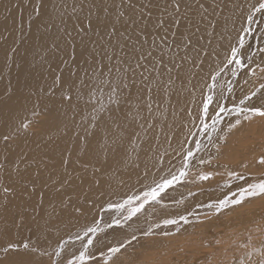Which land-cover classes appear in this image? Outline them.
Instances as JSON below:
<instances>
[{"label": "bare ground", "instance_id": "6f19581e", "mask_svg": "<svg viewBox=\"0 0 264 264\" xmlns=\"http://www.w3.org/2000/svg\"><path fill=\"white\" fill-rule=\"evenodd\" d=\"M92 2L0 0V44L4 48L9 45L7 50L0 48V210L3 209L0 212V243L5 242L0 244V249L15 243L20 245L19 252L24 253L22 246L26 243L29 245L26 258L32 264H67V260L78 254L80 249L79 241L73 243L75 235L82 233L85 226L97 222L105 228L98 234L97 238L102 243L97 248L109 246L113 241H117L116 245L123 242L127 247L121 250V257L117 258V255V260L113 261H107L94 248L92 251L96 253V259L91 264H132L138 257L143 261L139 264H258L264 252V196L254 197L223 213L216 214L214 211L220 200L232 197L234 192L239 195L240 188L232 187V180L229 181L234 170L241 169L247 175H253L249 180L264 171V164H242L245 151L239 147L231 151L224 143L226 130L235 123L227 120L237 117L234 109L247 104L259 106L264 102L261 99L264 96V88H261L264 85V54L261 60L256 58L258 51L264 48V41L259 39L264 35V27L257 29L251 44L247 42L251 59L245 60V67L236 69L235 64L233 68L225 66L231 48L237 46L238 36H245L247 41L251 37L241 29L249 26L247 17L254 13L253 5L258 6L257 0H201L206 11L193 0H186L179 14L181 25H165L159 29L155 27L157 17H169L164 12L165 0H154L159 6L152 9V23L147 28L150 35L142 47L137 45L141 52L150 50L153 53L149 57L151 63L142 61L147 65L148 72L145 74L149 75L153 91L140 92V77L137 76V88L122 99L119 116L126 129L122 142H119L120 138L111 126L107 133L103 131V122L99 130L89 126L92 115L101 114L94 112L88 103L89 86L97 82L91 79L94 67L91 41L98 40V37L80 34L81 21L90 11L94 14L93 18L96 14L102 15V7H106L109 20L115 23L122 8L121 0H105L103 6H100V0H96L98 7L95 8L90 7ZM145 2L139 0L137 8ZM36 6H42L39 15L34 11ZM168 12L172 9L168 8ZM125 15H128L127 10ZM254 16L257 18L258 14L254 13ZM259 20L264 23V18ZM189 21H192L191 25ZM254 26L251 25L252 29ZM197 27L199 32L195 31ZM189 33H195L191 38L199 55L196 51H186L177 46L182 35ZM120 39L127 43L130 53L131 42L123 41V37ZM144 39L142 36L141 40ZM106 51L113 56L111 63H116L118 48L113 45ZM185 55L188 59L182 60ZM124 59L132 63L131 55ZM96 60L109 64L103 56L97 55ZM170 60L182 66L173 68L169 74L166 67H172ZM154 63L160 75L152 71ZM122 67L126 68V64ZM233 70L237 71V75H232ZM169 76L174 77L177 84L173 79L169 82ZM214 76L222 90L210 87ZM233 77L234 80H231ZM228 87L231 90L227 91ZM253 91L257 95L246 104H240V100ZM209 94L229 111L220 113L215 130L212 128L203 140H199L198 136L204 129L201 123L204 119L202 105ZM67 96L71 99H66ZM102 102L108 104L106 98ZM148 103L152 104L151 111L146 107ZM212 108H216L217 112L219 109L215 103L209 109V116L215 118ZM239 119L245 130L253 133L259 148L264 149V117L253 116L244 120L241 113ZM205 122L212 124V119ZM23 123H30L29 128H23ZM255 127H259L258 133H254ZM93 131L95 135H89ZM217 133L219 136L216 138ZM5 136L9 139L5 140ZM197 143L201 146L199 151H196ZM209 145L215 146L210 150ZM189 149L195 153L192 159H196L187 164V177L163 194L161 204H145L143 210L122 229L105 227L122 215L115 208L109 209L110 203H123L128 197L146 191L170 172L178 173L184 164L180 156H186ZM39 159H44L40 165V161L32 162ZM76 160L78 164L94 168L95 172L91 169L93 174L87 171L88 174L80 176L72 189L67 180L59 191L58 188L48 187L50 182L42 183L49 176L42 174L51 171L52 165L74 164ZM29 164H37L39 171ZM34 169L39 173L31 172ZM211 171L213 175L210 179H199L202 174ZM38 185H42L41 189ZM5 187L10 189L8 193L3 191ZM39 190L47 196L43 197ZM195 193L202 194L195 196ZM88 196L95 198L94 206L85 205L86 210L80 220L57 222L58 213L49 214L53 219L42 213L41 207L46 200L49 203L45 205L50 207L60 203L57 198L63 202L80 203ZM71 197L76 200H69ZM31 205L39 207L31 210ZM205 205H212L211 212L204 208ZM181 215H190L193 220L187 225L183 221L169 227L163 224V220L179 219ZM54 219L57 221L54 222ZM214 221H219V224L214 226ZM157 224L162 228L156 227ZM180 230L183 231L176 233ZM149 231L153 234L146 236L144 233ZM165 232L169 234L165 235ZM127 235L130 240L133 235L137 237L132 241L136 246L128 245ZM64 241L68 243L57 258L55 252ZM33 248L35 252L30 251ZM104 251L107 252L106 247ZM19 258L13 250L9 253L0 250V264Z\"/></svg>", "mask_w": 264, "mask_h": 264}, {"label": "snow or ice", "instance_id": "6c2138e0", "mask_svg": "<svg viewBox=\"0 0 264 264\" xmlns=\"http://www.w3.org/2000/svg\"><path fill=\"white\" fill-rule=\"evenodd\" d=\"M105 0H100V6H103ZM194 3L199 4L200 9H204V4L201 0H193ZM139 0H121L122 8L117 14V20L115 23L111 22L108 18V9L106 7H102L103 14H96L95 18H93V13L90 11L88 15L84 17L81 21V27L79 29V33L83 36H97L98 40L91 41L93 45V63L94 67L92 69L93 76L91 79L96 80L97 82L93 85L89 86V94H88V103L93 108L94 112H98L101 114L92 115L91 121L89 122V126L93 130H99V125L101 122L105 124V128L103 131L107 133L109 131V126H111L112 130L116 132V135L120 138L119 142L123 141V133L126 131L124 129L122 122L120 120L119 111H121V102L123 98H126L131 95L132 89L137 88V79L139 76V91L144 92L145 90L148 93H152L153 88L151 86V82L149 81V75L145 73L148 72L147 65L142 63V61L148 60L149 57H152V51L141 52L140 47L143 46V43L147 42V36L150 33L147 32V28L152 23L151 15L153 7H158L154 3V0H146L145 3L140 4L139 8H137V4ZM186 0H165V9L164 12L167 13L169 19H163L161 17H157L155 27L156 28H164L165 25L176 26L179 27L182 23L180 18V12L182 7H184ZM258 6L253 5L254 13H260L264 15V0H257ZM42 6H36L34 11L37 15L40 14ZM90 7H98L96 4V0H93ZM168 8L172 9V12H168ZM147 9V12H145ZM125 10H127L128 15H125ZM206 11V9H204ZM253 14H249L247 17L248 27L242 28L241 31L247 33L248 35H252L255 31L252 29L251 25L256 23L255 17ZM189 24H192V21H189ZM119 25V26H118ZM215 27V25H211ZM123 29V30H121ZM196 32H199L200 29L197 27L195 29ZM127 33V35H126ZM133 33L135 37H133ZM173 35H177V33H173ZM195 33H189L188 35H182L180 44L177 46H182L186 51H196V54L199 55V51L196 50L195 41L191 38ZM145 37L142 41L141 37ZM121 37H123V41L131 42L132 48L130 53L127 51L128 45L121 41ZM255 38V37H254ZM261 41H264V35L259 37ZM103 42V43H101ZM155 44V42H153ZM115 45V48H118V54H115L116 63H111L113 60L112 55H108L106 51L107 48H112ZM87 47V44H85ZM264 52V49H261ZM106 57L109 61V64H104L102 61H97L96 56ZM127 55H131L132 63H128L124 57ZM243 58V59H242ZM73 59L75 57L73 56ZM163 57H161V60ZM182 60H187L188 56L185 55L181 58ZM251 57L248 56L247 49V40L245 36H238V43L236 47H232L230 51V56L225 62V66L227 65H236V69H242L245 67V60H250ZM169 63L172 64V67H166L167 72L170 74L173 71V68L179 69L181 68V64L177 63L175 60H170ZM126 64V68L122 67ZM143 68L144 71L138 72V69ZM106 69V71H105ZM223 69H221L222 71ZM152 71L156 72L157 75H160V71L158 69L157 64H153ZM219 75V72L217 73ZM232 75H237V71L233 70ZM213 83L210 87L214 90L217 87L216 77H212ZM169 82H171V76H169ZM231 83V82H230ZM81 84H84V81H81ZM261 88H264V85H261ZM105 90L107 91V95L105 97ZM231 90V87L229 88ZM257 95L256 91H253L251 95L244 97L240 100V104H246V101H251L253 97ZM107 99L108 104L105 105L102 101ZM139 98V97H137ZM66 99H71V96H67ZM151 99V97H149ZM262 101H264V96L261 97ZM216 104L219 111L217 112L216 108H212V112L215 113V118L209 116V109L213 104ZM99 104V109H97V105ZM146 107L149 111L152 109V104H146ZM225 111H229L224 106L220 105L218 100H215L214 96L209 94L206 99L203 101L202 105V115L203 120L201 123L205 130H207L210 126L215 130V124L219 122L220 113H224ZM237 113V120L234 125L231 127H235L241 123L239 119V115L241 113L244 114V120H250L253 116L264 117V102H262L259 106L255 104H247L246 107L234 109ZM207 119H212V124L209 125L205 121ZM23 128L27 129L30 126V123H23L21 125ZM89 135H95V132H89ZM134 135V133H133ZM5 140H8L9 137L5 136ZM116 142V141H114ZM131 142V141H130ZM200 145L196 144V151L200 150ZM195 153L189 149L184 158V164L178 173L170 172L168 176L162 177L159 181L154 182L153 186H149V188L140 193L139 195L130 196L123 203L108 205L109 209L115 208L118 212H124L127 210L126 215H122L119 218H114L111 222L105 225L106 228H123L129 221L136 217L138 213H140L145 204L154 203L161 204L163 194L167 192L168 189L172 188L175 184L180 183L181 180L187 177L188 173L185 170L187 164L191 162V159L194 157ZM203 163V161H201ZM260 163L264 164V158H261ZM233 175H236L233 173ZM211 177V173L202 174L199 179L208 180ZM239 179H244L243 176H239ZM5 193L10 191L9 188L5 187L3 189ZM264 196V178L258 179L256 182L248 183L246 187L241 186L239 189V195L234 192L232 193V197H225L220 200L218 204L215 205L216 209L222 210L229 206L240 205L244 203L245 200L253 197ZM212 207V205H209ZM188 223V217L181 215L179 219H165L163 220V224L167 225H179L180 222ZM156 227H160L159 224ZM105 231V228H101L100 224L94 222L91 225L85 226L82 233H77L73 238V243L75 241L80 242V249L78 254H73L71 259L67 260V264H89V262L94 261L96 259V253L92 251V249L97 248L98 245L102 243L101 239H98V234ZM146 236L152 235L151 231L144 233ZM165 235L169 233L165 232ZM86 238V239H85ZM137 237L133 235L131 240L127 243L131 244L132 241L136 240ZM68 241H64L58 246V249L55 252V256L59 258L61 254L65 250V246ZM24 253L19 252L20 245L15 243H9L2 250L4 253H9L10 250L17 252L19 255V259L9 261L8 264H32V261L26 258V255L29 253V245L23 244ZM107 252L105 253L104 248H97L100 255L105 256L107 261H113L114 257H116L119 253H121L122 249H125L127 245L123 242H120L117 246H108L105 245ZM31 252H35L36 249H31ZM46 254V253H42ZM57 264V262H54ZM258 264H264V252L261 253V259Z\"/></svg>", "mask_w": 264, "mask_h": 264}, {"label": "rangeland", "instance_id": "374dc122", "mask_svg": "<svg viewBox=\"0 0 264 264\" xmlns=\"http://www.w3.org/2000/svg\"><path fill=\"white\" fill-rule=\"evenodd\" d=\"M256 14H258V16H257V18H255V20H256V23H254V24H252V26H254V25H256L257 23V26L255 27L254 26V32L252 33V35H251V37H250V39H248V41L247 42H249L250 44H251V40L253 39V37H254V35H255V33H256V31H257V29L259 28V27H264V23L263 22H260V18H261V20H263V18H264V15H262L261 16V14L260 13H256ZM261 16V17H260ZM254 17H256V16H254ZM263 23V24H262ZM262 24V25H261ZM250 40V41H249ZM7 46H9V45H7ZM7 46H5L6 48H4L3 47V45L2 44H0V48H4V50H7L8 49V47ZM264 49V48H263ZM259 54V55H258ZM264 54V52L262 53V51L260 50V52L258 51V53H257V55H256V58H258L259 60H261V56ZM243 59V58H242ZM253 63H255V59H253ZM232 66V68H233V66H234V64H232L231 65ZM227 67H229L228 65H227ZM238 77V76H237ZM236 77V78H237ZM174 78V77H173ZM173 78H171V79H173ZM174 81L176 80V79H173ZM218 80H221L220 79V77H218ZM231 80H234V77L231 79ZM222 82H224V81H222ZM175 83L177 84V82L175 81ZM166 84H167V82H166ZM174 86H176V85H174ZM173 86V87H174ZM217 89H219V90H222V88L219 86V85H217V87H216ZM229 90V87H228V89H227V91ZM236 120H237V117H234V118H232V119H228L227 121H234V122H236ZM235 124V123H234ZM209 125H211V124H209ZM262 126V125H261ZM260 126V127H261ZM212 129V127L210 126L207 130H205V129H203L202 130V132L200 133V135L198 136V139L199 140H203L209 133V131ZM246 128H245V125H242V124H239V125H236L235 127H230L229 129H227L226 130V135L224 136V138H226V142H224L225 144H226V146H227V148L229 149V150H231V151H234L237 147H239L241 150H243V151H245V157L243 156V158H244V160H243V158H242V164L243 163H245L247 166H249L250 164H252V163H259V164H257L258 166L259 165H263L262 163H260V161H261V158H264V149H261V148H259V144L256 142L257 140H256V138L254 137V135H253V133H248L246 130H245ZM255 130H257V131H255ZM234 131H237V133L236 134H234ZM260 130H259V127H255V129H254V133H258ZM263 132V134H264V131H262ZM202 135V136H201ZM218 133L217 134H215V137L217 138L218 136ZM239 135H242L241 137H238ZM216 138L213 140V142L216 140ZM232 139V140H231ZM244 139V140H243ZM253 139V140H252ZM246 140V141H245ZM242 141H243V143H242ZM252 142H254V143H252ZM236 143V144H235ZM246 145H248V146H246ZM252 145V146H251ZM215 145H209V149L210 150H212L213 149V147H214ZM256 146V147H255ZM233 148V149H232ZM254 148H256V150L254 149ZM249 149V150H248ZM254 149V150H253ZM215 151H217V150H215ZM226 151H227V149H226ZM260 151H262V152H260ZM254 152V153H253ZM257 152V153H256ZM227 153H228V151H227ZM248 154H249V156H248ZM256 154H258V155H256ZM199 155V154H198ZM198 155H197V157H198ZM247 155V156H246ZM256 155V156H255ZM259 156V157H258ZM180 158H185V156H184V154H182L181 156H180ZM248 158V159H247ZM195 159H196V157L194 158V159H192L191 160V163H193L194 161H195ZM250 159H251V161H250ZM248 160V161H247ZM256 160L258 161V162H256ZM40 161V163L38 164V165H40V164H42L43 162H44V159H39V160H37V161H33L32 160V162H39ZM77 161V160H76ZM75 161V163L73 164L72 162H71V164L69 163L68 165H66V164H64L63 163V165L61 166V164L60 165H58V167L57 166H51V167H49V168H47V169H50L51 168V171H49V172H46L45 174H42V175H46V174H49V176L48 177H46L44 180H42V183L44 184V182H50L47 186L48 187H52V188H54V189H57L58 188V191L61 189L60 187L61 186H63L64 185V182L67 180V185H69L70 187H71V189L72 188H74V184H77V181H78V178L80 177V176H83V174H88V173H86L87 171L89 172V174H93L94 172H95V170H93L94 168H91L90 166H85V165H82V164H78V161L76 162ZM199 161H201V160H199ZM198 161V162H199ZM238 161H239V157H238ZM240 161V162H241ZM254 161V162H253ZM77 163V164H76ZM249 163V164H248ZM47 164V163H46ZM200 164H201V162H199V164L197 163V165L198 166H200ZM255 164V166H257ZM29 165H31V168L32 167H34L35 169L38 167L37 166V164H29ZM29 165L28 166H26L25 168H24V171L29 167ZM33 165V166H32ZM35 165V166H34ZM37 166V167H36ZM61 166V167H60ZM75 166V167H74ZM82 166V167H81ZM56 167V168H55ZM78 167H80V168H78ZM59 168V169H58ZM73 168V169H72ZM34 169V171L33 170H31V172H36V170L37 171H39L38 170V168L35 170ZM79 169V170H78ZM91 169H92V171H93V173H90L91 172ZM54 170V171H53ZM84 170V171H83ZM238 170V171H237ZM61 171V172H60ZM84 172V173H83ZM36 173H39V172H36ZM209 173H211V175H213L212 173V171L211 172H209ZM234 173L236 174V173H245V171L244 170H241V169H236V171L234 170ZM53 174H56V175H53ZM58 175V176H57ZM67 175V176H66ZM53 176H55V177H53ZM69 179V180H68ZM76 179V180H75ZM47 180V181H46ZM65 180V181H64ZM41 183V184H42ZM54 185V186H53ZM72 185V186H71ZM39 186V185H38ZM46 186V187H47ZM40 187H42V185H40L38 188H40ZM41 189V188H40ZM45 189H47V188H45ZM35 191H37V190H35ZM40 191V193H42V191L43 190H39ZM33 194H34V192H32ZM46 194V193H45ZM44 193H42L41 195L43 196V197H45V196H47V195H45ZM35 195V194H34ZM189 196L191 195V193L190 194H188ZM188 196V197H189ZM187 198V197H186ZM89 199V200H88ZM57 200L58 201H60V203H61V205H60V203H56L54 206H48V205H45L46 203H49V201L48 200H46L45 202H43L44 204H43V207H41V210H42V213L43 214H47L48 215V217L49 218H51V219H53L52 218V216L51 215H49V214H52V213H58L57 214V219H58V221L56 220V219H54V222H63V220L64 221H66L67 219L69 220H71V221H77V220H80L81 218H82V216H83V212H85V205H87V206H89V207H93L94 206V203H93V201L95 200V198L94 197H90V196H88V197H84L83 198V201L82 202H68V201H65V202H63L62 200H59L58 198H57ZM69 200H76L74 197H71V198H69ZM48 201V202H47ZM91 204V205H90ZM64 205V206H63ZM66 205V206H65ZM75 207H74V206ZM47 206V207H46ZM60 206V207H59ZM73 206V208H71ZM84 206V207H83ZM39 206H37V205H31V210H32V208L33 209H35V208H38ZM66 207V208H65ZM78 208V209H77ZM83 208V209H82ZM58 209V210H57ZM68 209V210H67ZM75 209V210H74ZM3 210V209H2ZM2 210H0V212L2 211ZM22 210V208L21 209H19L18 210V212L20 213V211ZM72 210V211H71ZM57 211V212H56ZM79 211V212H78ZM82 213H81V212ZM68 212V213H67ZM75 214H74V213ZM14 213H15V211H14ZM67 213V214H66ZM79 213V214H78ZM125 213H127V211H124L123 213H122V215L123 214H125ZM1 214V213H0ZM22 215H25V213H21ZM30 214H31V211H30ZM70 216H69V215ZM75 216H74V215ZM16 215V214H15ZM73 215V216H72ZM77 215V216H76ZM121 215V216H122ZM78 217H79V219H78ZM74 218H75V220H74ZM73 219V220H72ZM219 222V221H218ZM217 221H214V222H212V223H214V226H217L216 224L218 223ZM219 224V223H218ZM127 240L129 241L130 239H129V237H128V235H127ZM2 243H5V242H1L0 244H2ZM116 243H117V241H113V242H111L110 243V245L109 246H117L116 245ZM137 244V243H136ZM200 244H202V243H200ZM130 247L133 245V246H136L135 245V243H131V244H128ZM138 245V244H137ZM105 248V247H104ZM134 250V249H133ZM145 250H148V248H145ZM150 250H152V248L150 249ZM136 251H138V252H142V253H144V251H142L141 249H136ZM121 253H123V252H121ZM121 253H119L118 254V257L117 258H119V256L121 257ZM141 253V254H142ZM116 257H114V259H116ZM103 258H105V257H103ZM117 260V259H116ZM137 260H141V261H137ZM141 262H143L142 261V259L140 258L139 259V257L135 260V261H132V264H139V263ZM89 264H91L90 262H89Z\"/></svg>", "mask_w": 264, "mask_h": 264}, {"label": "water", "instance_id": "95a60500", "mask_svg": "<svg viewBox=\"0 0 264 264\" xmlns=\"http://www.w3.org/2000/svg\"><path fill=\"white\" fill-rule=\"evenodd\" d=\"M231 173V172H230ZM264 171L263 172H261V173H259V174H256L258 177L257 178H255V179H253L252 177V179L253 180H249L250 179V176H253V175H250L249 176V174L247 175V173L245 172V173H236V175H233V173L231 174V176H230V178H232V179H229V181L230 180H232V182H231V186L232 187H238V188H240L241 186H244V187H246L247 186V184L248 183H252V182H256L258 179H261V178H264ZM239 176H243L244 177V179H239L238 177ZM220 179V178H219ZM228 181V182H229ZM222 183V182H221ZM198 192V191H197ZM165 194V193H164ZM202 193H195V196H199V195H201ZM195 196H193L192 198H194ZM254 198V197H253ZM252 198H249V199H247V200H245L244 201V203H246V202H248L249 200H251ZM243 204V203H242ZM234 206H237V205H234ZM230 207H233V206H229V207H227V208H225V209H222V210H214L215 212H216V214L217 213H223V212H225V211H227V209H229ZM204 208L205 209H209L210 210V212H211V210H212V207H209V206H207V205H205L204 206ZM205 213H207V212H205ZM195 215V214H194ZM197 215V217L200 215V213L199 214H196ZM195 215V216H196ZM187 217H188V221L190 222V221H192L193 220V218L190 216V215H186ZM197 220V219H196ZM188 222V223H189ZM188 223H184V224H188ZM169 226H173V225H167L166 227H169ZM160 228H162V226H160ZM183 230H180L179 232H176V233H180V232H182Z\"/></svg>", "mask_w": 264, "mask_h": 264}]
</instances>
